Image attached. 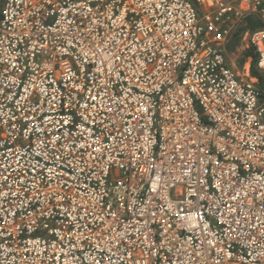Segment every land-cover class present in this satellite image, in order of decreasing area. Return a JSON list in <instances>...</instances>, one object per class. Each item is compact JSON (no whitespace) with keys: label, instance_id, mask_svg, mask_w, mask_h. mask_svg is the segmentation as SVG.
<instances>
[{"label":"built area","instance_id":"1","mask_svg":"<svg viewBox=\"0 0 264 264\" xmlns=\"http://www.w3.org/2000/svg\"><path fill=\"white\" fill-rule=\"evenodd\" d=\"M253 63L264 0H0V264H264Z\"/></svg>","mask_w":264,"mask_h":264},{"label":"crops","instance_id":"2","mask_svg":"<svg viewBox=\"0 0 264 264\" xmlns=\"http://www.w3.org/2000/svg\"><path fill=\"white\" fill-rule=\"evenodd\" d=\"M248 20H251V21H258V20H255L253 17H246V19L244 20V24L242 25V26H240V27H238V28H243V29H247L246 27H247V22H248ZM259 22V21H258ZM261 23V22H260ZM242 34V32L240 33V34H237V30L234 32V33H232L229 37H228V39H227V41H226V44H225V51L227 52V50H228V46L230 45L231 46V41H233V40H235V38L237 37L236 35H239V41H238V43H237V45H236V51L237 52H239L240 53V55L242 54V57H244L245 56V54L246 53H248V52H250V50L249 51H239L240 49V42H241V35ZM236 41V40H235ZM252 52V51H251ZM252 54H253V52H252ZM254 57V56H253ZM251 58H252V56L250 55L249 57H247V58H243L244 59V61L242 62V64H241V66L243 65V63H244V66L246 65V64H248V62L251 60ZM240 69V68H239Z\"/></svg>","mask_w":264,"mask_h":264},{"label":"trees","instance_id":"3","mask_svg":"<svg viewBox=\"0 0 264 264\" xmlns=\"http://www.w3.org/2000/svg\"><path fill=\"white\" fill-rule=\"evenodd\" d=\"M260 27H262V24L260 23V22H258V21H251V20H248V22H247V27L246 28H248V29H250V30H256V29H258V28H260ZM245 29H243V28H238L237 29V34H240L241 32H243ZM237 37L235 38V45L238 43V41H239V35H236ZM252 56L253 57V54H252V52L250 51V52H248V53H246L245 54V56H244V58H247V57H249V56ZM257 70L254 68V63L252 64V67H251V73H252V75H254L255 77H257L259 80H260V82L263 84L264 83V75H262V73H261V75H257Z\"/></svg>","mask_w":264,"mask_h":264},{"label":"rangeland","instance_id":"4","mask_svg":"<svg viewBox=\"0 0 264 264\" xmlns=\"http://www.w3.org/2000/svg\"><path fill=\"white\" fill-rule=\"evenodd\" d=\"M231 46H228V50L226 52L227 61L231 64L234 63L236 69L241 67L242 62L244 61V57L242 54L240 55L239 52L236 51L235 40L231 41ZM257 75H261L260 72H257ZM264 75V74H263Z\"/></svg>","mask_w":264,"mask_h":264}]
</instances>
